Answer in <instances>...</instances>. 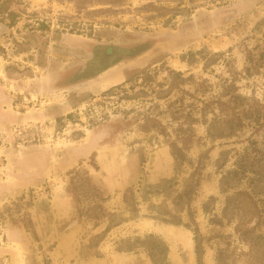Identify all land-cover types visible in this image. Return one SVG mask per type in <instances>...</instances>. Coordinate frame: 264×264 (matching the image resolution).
Listing matches in <instances>:
<instances>
[{"label": "rangeland", "instance_id": "1", "mask_svg": "<svg viewBox=\"0 0 264 264\" xmlns=\"http://www.w3.org/2000/svg\"><path fill=\"white\" fill-rule=\"evenodd\" d=\"M102 47L124 53L94 78L90 62H111L100 63ZM249 52L264 64V0H0V264H152L142 249L117 251L148 235L168 245L170 264H198L192 222L204 264H218L222 251L228 264H257L262 249L242 234L264 239V195L248 180L222 194L220 180L250 141L264 152V129L212 140L204 123L217 107L202 112L235 73L240 94L264 99V68L243 74ZM172 144L187 157L178 169ZM204 155L191 209L179 210L175 198ZM76 171L102 189L106 212L130 217L128 189L138 204V217L100 244V258L81 256L107 219L78 218L67 191Z\"/></svg>", "mask_w": 264, "mask_h": 264}, {"label": "trees", "instance_id": "2", "mask_svg": "<svg viewBox=\"0 0 264 264\" xmlns=\"http://www.w3.org/2000/svg\"><path fill=\"white\" fill-rule=\"evenodd\" d=\"M3 5L1 8H3L2 12L4 13L7 11V6ZM8 16L11 17L12 21H14L16 14L11 12L8 14ZM102 49L105 50V53H103L101 60L107 63L110 58V56L107 55V51L110 50L111 53L112 49L108 47H102ZM113 50L114 52L111 54V58L114 57L116 52L124 53L123 50L118 51V48H113ZM219 56L220 55L214 56L212 62H215ZM194 59V54H191L190 64L194 62ZM260 59L254 60V58H252L251 52H249L248 61L250 62V66L245 68L243 74H245L247 77H252L259 74L260 70L264 68V64L260 63ZM95 63L96 61L90 62L88 68H85V70H94V74H91L92 77L95 75L94 78L101 72L105 71L106 68L110 67V64H114L111 61L102 68H98V66L96 67ZM209 65L211 64H208L207 66ZM237 75L240 74L235 73L231 80L225 79L223 81L222 94L220 95L219 99L212 100L210 102H203L204 107L202 108V112L205 113V117L207 108L216 106L218 110V113H215L213 110L212 120H205L204 123L208 126V137L212 140L233 138L247 126H254L257 131L264 129V99L258 100L255 96H245L240 94V89L237 86ZM174 76L181 79L182 81H186L180 73L174 74ZM190 119L192 124H197L199 122V120L195 117L190 116ZM249 144L251 148L246 150L244 154L239 155V158L233 164L234 169L222 175L220 180V190L222 194H226L229 190L237 188L238 185H240L243 181L248 180L249 188H253L255 195H264V152L259 149L257 142L250 141ZM171 148L172 156L176 161V168L178 169L187 161V157L185 156L184 151L176 144H172ZM205 157L207 158L208 155L200 157L198 166L195 168L194 172L187 181L185 190L175 198V206L179 210H184L185 208L191 209V202L196 196L197 190L201 184L200 177L201 170L203 168L202 161ZM227 163L228 152H222L217 162V168L222 170L227 165ZM165 183L168 184L171 182L165 181ZM67 191L73 195L76 203L78 205L80 204V206H78V218L84 217L91 221H101L107 219L106 230L102 234L92 236L89 243L82 247L81 256L83 259L90 257L100 258L101 254L99 252V246L104 241L108 233L122 224L138 217V204L131 189H128L124 196V202L128 207L130 217L106 212V210L103 208V203L108 200L107 197L104 195L102 189L93 181V179L84 174V172L82 173L81 171H76L70 174V183L67 187ZM239 194L247 195L243 192H239ZM231 200H234V198H230V202ZM86 201H90V205H92L87 208L85 206L81 207V203ZM215 202L216 199L211 197L208 203L204 205V212L209 214L211 212L210 205L212 203L214 204ZM251 203L256 205L252 198ZM190 213H192L191 210ZM161 221L165 224L178 226L183 224L180 219L176 222H174L175 220ZM192 223L194 225L193 232L195 235V252L197 256V262L198 264H204L205 249L203 237L196 222ZM186 227L192 228V226L189 224H187ZM237 231L238 233L241 232L240 227L237 228ZM249 234H242L245 239L244 241H248L252 248L262 249V255L260 257L256 256L255 261L257 264H264V239L261 236H250ZM140 249L144 250L152 264H170L168 260V245L162 239L153 235H148L144 238H137L135 240L123 241V245H120L117 251L135 252ZM219 257L218 264H228L227 258L225 257V253L223 251L222 258L221 252Z\"/></svg>", "mask_w": 264, "mask_h": 264}, {"label": "bare ground", "instance_id": "3", "mask_svg": "<svg viewBox=\"0 0 264 264\" xmlns=\"http://www.w3.org/2000/svg\"><path fill=\"white\" fill-rule=\"evenodd\" d=\"M118 81V79H113V80H105V81H102L101 83V87H107L113 83H116ZM101 82V81H100Z\"/></svg>", "mask_w": 264, "mask_h": 264}, {"label": "flooded vegetation", "instance_id": "4", "mask_svg": "<svg viewBox=\"0 0 264 264\" xmlns=\"http://www.w3.org/2000/svg\"><path fill=\"white\" fill-rule=\"evenodd\" d=\"M111 54H112V50H111V53H110V50H108V51H107V55L110 56L109 61H113V59L111 58V56H112ZM109 61H107V62H109ZM101 62H102V60L100 59V63H101ZM97 63H98V62L96 61V63H95V64H96V67L98 66ZM98 64H99V63H98Z\"/></svg>", "mask_w": 264, "mask_h": 264}]
</instances>
